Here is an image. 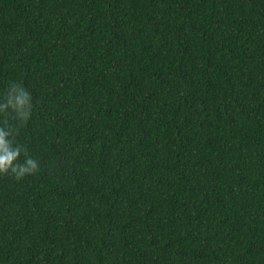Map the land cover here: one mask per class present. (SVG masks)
Returning <instances> with one entry per match:
<instances>
[{"label": "trees", "instance_id": "1", "mask_svg": "<svg viewBox=\"0 0 264 264\" xmlns=\"http://www.w3.org/2000/svg\"><path fill=\"white\" fill-rule=\"evenodd\" d=\"M0 264H264V0H0Z\"/></svg>", "mask_w": 264, "mask_h": 264}, {"label": "clouds", "instance_id": "2", "mask_svg": "<svg viewBox=\"0 0 264 264\" xmlns=\"http://www.w3.org/2000/svg\"><path fill=\"white\" fill-rule=\"evenodd\" d=\"M31 95L23 86L11 83L3 102H0V116H11L18 126L25 124L32 115ZM23 149L13 139V130L5 119L0 125V176L13 174L19 180L37 171V162L24 156Z\"/></svg>", "mask_w": 264, "mask_h": 264}]
</instances>
